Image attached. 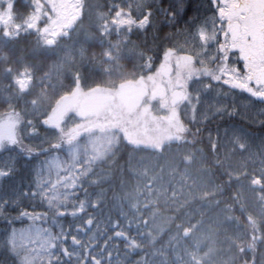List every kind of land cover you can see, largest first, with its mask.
Instances as JSON below:
<instances>
[{
  "label": "trees",
  "instance_id": "trees-1",
  "mask_svg": "<svg viewBox=\"0 0 264 264\" xmlns=\"http://www.w3.org/2000/svg\"><path fill=\"white\" fill-rule=\"evenodd\" d=\"M154 3L0 0V118L50 156L65 213L39 251L53 264H264V128L212 115L203 95L175 100L155 72L168 29L158 14L140 23ZM16 164L5 184L23 189Z\"/></svg>",
  "mask_w": 264,
  "mask_h": 264
},
{
  "label": "snow or ice",
  "instance_id": "snow-or-ice-1",
  "mask_svg": "<svg viewBox=\"0 0 264 264\" xmlns=\"http://www.w3.org/2000/svg\"><path fill=\"white\" fill-rule=\"evenodd\" d=\"M157 14L159 27L168 31L156 74L172 80L178 96L187 92L199 102L203 95L212 115L226 113L231 119L239 114L264 128V0H155L141 25L151 18L155 28ZM208 114L203 113L205 118ZM40 151L11 137L0 140V264H45V254L47 264L59 260L58 254L39 251L60 239L65 214L51 198L58 189L54 166L50 156L39 158ZM21 157L31 175L23 189L18 181L5 184L19 171L16 161Z\"/></svg>",
  "mask_w": 264,
  "mask_h": 264
},
{
  "label": "rangeland",
  "instance_id": "rangeland-1",
  "mask_svg": "<svg viewBox=\"0 0 264 264\" xmlns=\"http://www.w3.org/2000/svg\"><path fill=\"white\" fill-rule=\"evenodd\" d=\"M171 87L173 86L172 83H170ZM132 93H134L132 90L129 91L128 95L130 96ZM133 94L132 96H134ZM175 100H180L181 96H178L175 94L174 96ZM138 101V99H136ZM19 124V119L15 118L13 115H8L7 117L0 118V140H7L9 137L15 139L16 137V130L17 125Z\"/></svg>",
  "mask_w": 264,
  "mask_h": 264
}]
</instances>
